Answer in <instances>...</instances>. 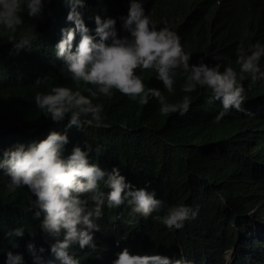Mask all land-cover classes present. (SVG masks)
<instances>
[{"label": "trees", "instance_id": "16d2710c", "mask_svg": "<svg viewBox=\"0 0 264 264\" xmlns=\"http://www.w3.org/2000/svg\"><path fill=\"white\" fill-rule=\"evenodd\" d=\"M43 2L39 19L29 17L26 9L20 13L23 24L15 38L32 26L36 37L22 49L14 47L0 26V160L17 144L27 149L52 131H67L65 157L74 147L86 151L91 144V163L106 171L119 168L135 189L155 192L156 199L164 202L148 218L133 214L126 203L111 209L105 203L103 216L95 221L99 226L93 233L96 248L81 249L74 244L70 254L81 264H113L118 253L127 248L133 255L140 250L169 257L184 255L192 264H224V250L235 247V262L264 264V79L249 87L251 75L242 73L237 63L241 44L245 49L257 42L264 45V0H143L145 14L158 28H168L181 37L184 50L192 53L190 63L204 58L209 65L221 63V71L232 67L237 72L238 83L245 88L242 110L232 108L216 122L223 111L221 102L214 100L206 87L183 92L186 77L182 69L176 70L172 93L154 70L138 69L136 74L146 87L160 90L166 103L190 96L188 111L162 115L157 99L140 104L113 89L110 97L98 94L93 100L103 106L101 126L85 124L71 129L66 128L70 116L53 121L35 104V95L47 94L57 86L79 90L85 96H90L87 88L97 89L73 80L62 59L57 63L62 29L75 27L67 20L70 6L65 0ZM128 7L129 0H85L78 11L91 35H95V17L100 16L115 19L118 36L123 37L130 35L120 19L128 15ZM80 39L77 32L73 51ZM259 66L264 71V56ZM96 147L101 149L99 155ZM9 184L10 177L0 170V264H7L8 252L21 254L23 264H36L33 254L25 249L28 247L20 245L23 236L8 235L24 223L26 231L31 227L41 235L35 210H28L30 200L36 198L26 187L10 191ZM100 190L108 191L102 182ZM176 204L190 206L198 214L183 228L168 229L157 217ZM46 238L53 240L45 241L44 251L36 253L43 264L55 261L51 245L56 238L48 233ZM59 238L63 239V232ZM9 240L16 245H7Z\"/></svg>", "mask_w": 264, "mask_h": 264}, {"label": "clouds", "instance_id": "9594fccd", "mask_svg": "<svg viewBox=\"0 0 264 264\" xmlns=\"http://www.w3.org/2000/svg\"><path fill=\"white\" fill-rule=\"evenodd\" d=\"M65 2L70 6L67 20L74 22L75 27L62 29L64 38L57 45L60 58L57 63L60 64L62 59L63 68L73 80L91 84L97 90L87 88L90 96L64 86L52 87L47 94L38 92L35 104L53 121L59 122L70 116L67 129L73 126L83 128L85 124L101 126L103 106L94 104L93 100L98 98V94L110 97L113 89L134 101L138 100L140 104H147L149 98L157 99L162 115L170 112L184 115L188 111L190 96L185 95L178 103H166L160 90L146 87L143 78L136 74L138 69L154 70L156 78L169 93L173 92L176 70L182 69L186 77L183 92L191 93L197 87H206L211 90L214 100L221 102L223 111L216 117V122L232 108L242 110L245 88L238 83L237 72L232 67L221 71V63L209 65L204 58L198 63H190L192 53L184 50L181 37L168 28H158L145 14L143 0H129L128 15L120 19L124 31L130 35L123 37L118 36L115 19H102L100 16L95 17V35H91L78 11L84 6L85 0ZM44 7L43 0H0V26L5 29L4 34L8 35L17 50L36 38L34 26L26 27L20 32L19 39L15 38L19 26L23 24L20 13L26 9L29 17L39 19ZM77 32L81 39L73 51ZM262 56L264 45L259 42L248 49L241 44L237 49L240 71L251 75L249 87L257 80L264 79V71L259 66ZM40 83L42 81H37V84ZM82 117L90 118L82 120ZM68 143L67 131H52L45 139L33 143L27 149L23 144L9 148L0 160V170L10 177L9 190L15 192L20 187H26L36 198L30 200L28 210H35L32 212L35 218H39L41 235L37 236L31 227L26 231L25 223V234L22 227L8 233L9 236H23L25 241L20 245L28 247L25 249L33 254L36 264H43L42 257L37 254L44 251L41 248L45 241L53 240L46 238L47 233L56 238L51 245L55 261H49L48 264H55L56 261L58 264H81V260L70 254L69 249L74 244H78L81 249L96 248L93 233L99 230V226L95 221L103 216L105 203L109 209L126 203L133 214L144 218L158 212L164 204L156 199L155 192L135 189L119 168L106 171L98 164L91 163V144L87 145L86 151L76 146L65 157L63 153ZM95 151L99 155L100 147H96ZM101 182L108 189L107 193L100 190ZM86 193L92 195L87 199L82 198ZM197 214L198 210L190 206L176 204L168 207L167 213L157 218L168 229H181L187 220L195 218ZM62 232L63 239H60ZM7 245L16 244L9 240ZM234 252L235 247L224 250V264H240L234 261ZM137 254L133 255L125 248L118 253L113 264H192L184 255L169 257L140 250H137ZM7 264H23V256L8 252Z\"/></svg>", "mask_w": 264, "mask_h": 264}, {"label": "bare ground", "instance_id": "6f19581e", "mask_svg": "<svg viewBox=\"0 0 264 264\" xmlns=\"http://www.w3.org/2000/svg\"><path fill=\"white\" fill-rule=\"evenodd\" d=\"M145 234H146V232H143V235H142V236H145ZM146 241H147V238H146L143 242L145 243ZM134 242H136V241H134ZM129 245H135V244H131V243H130ZM78 247H79V245H78ZM78 247H77V248H78ZM124 248H125V247H124ZM248 263H249V262H248Z\"/></svg>", "mask_w": 264, "mask_h": 264}]
</instances>
